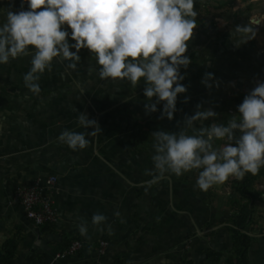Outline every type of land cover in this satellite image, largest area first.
<instances>
[{
    "label": "crops",
    "instance_id": "crops-1",
    "mask_svg": "<svg viewBox=\"0 0 264 264\" xmlns=\"http://www.w3.org/2000/svg\"><path fill=\"white\" fill-rule=\"evenodd\" d=\"M20 7V0H0V23L7 10ZM194 8L197 27L185 53L191 63L181 69L187 91L178 94L172 120L160 118V104L146 114L142 80L134 87L100 79L86 49L75 69L54 60L40 77L39 94L22 79L30 55L0 65V264H230L235 178L201 191L195 186L199 170L159 176L152 171L151 132L184 130V117L197 104L217 113L204 126L236 115L233 97L263 80L264 0H198ZM253 15L260 20L256 33L237 47L230 32ZM205 72L216 80L211 89L201 83ZM80 112L97 121L100 133L87 135ZM65 129L84 132L88 145L68 148L58 139ZM30 185L50 199L53 221L36 225L26 217L15 192ZM94 213L106 221L93 225ZM81 223L86 235L78 230ZM248 231L246 264H264V225L255 213ZM74 240L80 248L67 254Z\"/></svg>",
    "mask_w": 264,
    "mask_h": 264
},
{
    "label": "clouds",
    "instance_id": "clouds-1",
    "mask_svg": "<svg viewBox=\"0 0 264 264\" xmlns=\"http://www.w3.org/2000/svg\"><path fill=\"white\" fill-rule=\"evenodd\" d=\"M198 0H20L18 11L7 10L0 23V65L10 59L30 55L29 70L23 74L25 87L33 94L41 91L39 80L51 71L54 60L67 61L75 69L80 51L95 57L100 79L127 80L134 87L141 80L146 114L156 112L172 120L177 111L178 94L187 91L181 83L191 63L188 42L197 27L194 4ZM26 5V7H24ZM260 20L250 16L245 25H235L230 32L238 47L251 40ZM201 83L211 89L216 80L205 72ZM155 97V102L152 98ZM187 102L188 97H184ZM238 116L226 123L203 122L217 116L212 108L196 105V111L185 115L179 132L157 129L153 138V169L159 176L166 173L181 176L199 170L195 186L207 191L230 177L241 179L255 175L264 167V80L255 86L236 106ZM78 121L95 136L101 129L95 119L80 112ZM201 126L195 128V122ZM192 129L194 134H187ZM58 139L73 151L84 149L89 141L84 132L61 131ZM215 141H222L214 146ZM115 215H119L116 212ZM106 221L102 213L91 217L93 225ZM81 235L87 224L78 225Z\"/></svg>",
    "mask_w": 264,
    "mask_h": 264
},
{
    "label": "trees",
    "instance_id": "trees-1",
    "mask_svg": "<svg viewBox=\"0 0 264 264\" xmlns=\"http://www.w3.org/2000/svg\"><path fill=\"white\" fill-rule=\"evenodd\" d=\"M246 94L237 93L233 97L235 112L236 106L242 102ZM227 120H223L222 123H226ZM261 176L264 177V167L255 175L246 173L243 178L232 182L229 201L234 210L228 216L232 241V255L228 259L230 264H246V252L251 240L248 227L255 213V199L261 194L254 189V183Z\"/></svg>",
    "mask_w": 264,
    "mask_h": 264
},
{
    "label": "built area",
    "instance_id": "built-area-1",
    "mask_svg": "<svg viewBox=\"0 0 264 264\" xmlns=\"http://www.w3.org/2000/svg\"><path fill=\"white\" fill-rule=\"evenodd\" d=\"M55 178L53 176L47 179V183L51 184ZM25 215L32 220L36 225L51 222L54 220L55 214L48 197L41 195L40 191L35 185L18 187L15 192ZM80 242L74 240L67 248V254L74 253L80 248Z\"/></svg>",
    "mask_w": 264,
    "mask_h": 264
},
{
    "label": "rangeland",
    "instance_id": "rangeland-1",
    "mask_svg": "<svg viewBox=\"0 0 264 264\" xmlns=\"http://www.w3.org/2000/svg\"><path fill=\"white\" fill-rule=\"evenodd\" d=\"M263 80H264V73H263ZM248 92V90L246 91ZM254 189L258 190L260 192H263V201H259V198L261 195L257 196L255 199V217L257 220L261 219V221H263V225H264V177L261 176L259 177V179H257L254 183ZM259 208V210L257 209ZM257 210V213H256ZM259 211L261 212V214H259ZM261 218H260V216Z\"/></svg>",
    "mask_w": 264,
    "mask_h": 264
}]
</instances>
